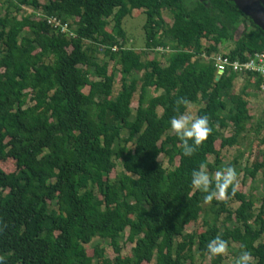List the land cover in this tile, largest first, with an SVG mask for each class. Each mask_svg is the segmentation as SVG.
<instances>
[{
	"label": "trees",
	"instance_id": "1",
	"mask_svg": "<svg viewBox=\"0 0 264 264\" xmlns=\"http://www.w3.org/2000/svg\"><path fill=\"white\" fill-rule=\"evenodd\" d=\"M0 5L6 7L0 10V256L5 264L154 259L195 264V252L207 254L216 235L228 246L239 244V252L249 249L253 264H264V196L258 212L253 195L238 186L234 195L205 203L190 182L201 163L215 180L221 148L237 143L249 129L258 135L264 130V118L253 121L249 109L259 85L247 78L235 93L237 74L227 72L216 81L214 61L203 57L221 52L229 41H234L233 59L264 52L260 26L233 0H192L191 7L185 0H0ZM24 8L32 9L30 15L20 14ZM136 10L146 15V49H173L167 65L127 46L124 20ZM51 17L67 23L73 35L49 23ZM241 23L247 26L235 39ZM102 53L121 67L122 88L115 97L116 67L110 70ZM136 71L143 78L133 112L140 81L130 77ZM149 87L162 93L146 102ZM180 98L188 103L178 106ZM200 100L205 105L197 116L207 115L212 131L185 157L168 121ZM229 128L227 136L223 131ZM260 141L264 146V134ZM162 154L178 164L166 168ZM7 158L16 161V171L1 167ZM118 161L123 171L111 180ZM232 167L239 175L240 168ZM243 170L253 180L264 171V147L262 159ZM232 201L240 203L234 211ZM201 218L206 229L188 233L187 225ZM125 236L134 244L128 257L122 255ZM95 237L108 241L116 256L107 257L100 242L91 255L87 245ZM211 257L212 264L224 259Z\"/></svg>",
	"mask_w": 264,
	"mask_h": 264
},
{
	"label": "rangeland",
	"instance_id": "2",
	"mask_svg": "<svg viewBox=\"0 0 264 264\" xmlns=\"http://www.w3.org/2000/svg\"><path fill=\"white\" fill-rule=\"evenodd\" d=\"M40 1H45V0H40ZM186 5L188 7H191V2L192 0H185ZM6 7L0 5V10L2 13L5 12ZM11 12L16 15L15 9L11 8ZM32 12V9L30 8H24L23 11L20 13L21 15H30ZM163 16L167 23L172 24L173 22V16L170 12L169 9H164L163 10ZM146 22V15L144 13V10H136L133 12L131 16H128L124 20V28L127 31V38H128V47L134 48L138 52H145L146 54L144 55V59H153L157 57L163 65L168 64V55L173 51L171 47L167 48H159L160 50H148L146 49V41H145V31H144V24ZM247 25L241 23L237 31L235 32L234 38L237 39L239 38L243 31L245 30ZM113 27V21L110 19V24L108 25L107 29L111 31ZM210 41L204 40L205 45H208ZM234 47V41H229L225 45H222L220 47V51L222 52H228L231 48ZM104 60L109 61L110 63V70L112 69L113 66H115L114 61H112L108 57H104L103 53L100 55ZM116 67V83L114 86V97L119 93V91L122 88V74L120 72V66L117 64ZM136 78L139 79V81L143 78V73L142 72H134L130 79ZM246 82L245 77H237L235 80V85H234V92L237 93L241 90V87L244 85ZM141 81L139 83V88L138 91L136 92L132 107H133V112H135L138 103H139V97L141 93ZM84 91L87 93L89 91V87H85ZM162 91H155L153 87L148 88L147 92V98L146 102H148L152 97L156 96L157 94H161ZM249 109L250 113L252 114L253 121L259 120L261 118H264V94H255L251 98H249ZM205 103L200 100L197 103H191L188 106L186 114L192 115L194 118L197 117V112L198 109L204 106ZM161 112V109H160ZM225 135L229 136L232 134L231 128L223 131ZM169 133H174L172 130H170ZM264 134V130L261 132V134H257L253 129H249L241 139L237 142L234 143L232 146H228L225 148H221V140H218L216 142L217 148H221V157H222V164L217 167V170L214 173L215 174L218 171H221L224 167L226 166H234L236 165L237 167L240 168V174L238 175V189L240 191H243L244 193L247 194H252L253 199L255 201V212H258V209L260 208L264 196V171H260L256 177L255 180H253L249 175L245 174L244 168L245 167H252L253 163L260 161L262 159V150H263V144L261 143L260 139ZM129 136V131L124 130L122 133V137L126 138ZM129 148H132L133 145L130 143L128 145ZM160 160L163 162L164 166L168 169H173L175 165L178 164V160H176L175 165H172L168 157H166L164 154L160 157ZM215 157L211 156L210 157V162L214 163ZM1 167L6 171V172H13L16 171L17 166H16V161L11 158L5 159L1 163ZM123 171V165L120 161L117 162V167L113 170V172L109 175V178L111 180H114L116 176ZM208 174H210L209 169L207 168ZM240 205L239 202L237 201H232L229 205V208L231 210H235L238 206ZM264 216V215H263ZM203 217V215H202ZM209 218V217H208ZM212 220L211 218H209ZM224 219V215H222L219 219V223H221ZM206 229V226L203 224L202 218L195 223H190L186 227V231L188 233L190 232H197L200 233ZM129 233V230L125 233L127 236ZM126 236L124 239L121 241V244L123 245V250H122V255L124 257L131 256V250L134 244L126 240ZM264 240V236L260 239V241ZM96 242H100L105 248H106V255L107 257L114 258L116 256V253L113 249L112 246L109 245L108 241L101 240L99 237H95L93 239V243L87 245L89 253L91 255H94L93 252V244ZM239 244L237 243H232L231 245L228 246V251L224 254V259L220 264H234L235 258L239 255V250H238ZM194 261L195 264H212V257L209 253L205 255H200L198 252H195L194 255ZM255 262V260L253 259ZM144 264H157L156 260L154 259L150 263H144Z\"/></svg>",
	"mask_w": 264,
	"mask_h": 264
},
{
	"label": "clouds",
	"instance_id": "3",
	"mask_svg": "<svg viewBox=\"0 0 264 264\" xmlns=\"http://www.w3.org/2000/svg\"><path fill=\"white\" fill-rule=\"evenodd\" d=\"M176 103L180 106L186 105L188 101L180 98ZM168 124L182 142L185 157H191L212 131L207 115L194 118L192 115L177 111V114L169 119ZM190 182L193 188L203 193L204 202L210 203L214 199L223 200L235 194L238 186V173L234 167L226 166L215 174V180H213L208 174L207 164L201 163L192 170ZM227 251L228 242L220 235L213 237L207 244V252L213 257L223 256ZM0 264H5L3 256H0ZM234 264H253L251 251L246 247L242 248Z\"/></svg>",
	"mask_w": 264,
	"mask_h": 264
},
{
	"label": "built area",
	"instance_id": "4",
	"mask_svg": "<svg viewBox=\"0 0 264 264\" xmlns=\"http://www.w3.org/2000/svg\"><path fill=\"white\" fill-rule=\"evenodd\" d=\"M54 27L61 29V32L73 33L69 30L67 23L57 17H51L48 20ZM206 60H213L216 68V77L219 78L227 72L237 74V77H245L253 84L259 85L255 90L257 94H264V52L245 53V58L236 57L233 59L228 52H219L214 55L203 53ZM255 89V88H254Z\"/></svg>",
	"mask_w": 264,
	"mask_h": 264
},
{
	"label": "water",
	"instance_id": "5",
	"mask_svg": "<svg viewBox=\"0 0 264 264\" xmlns=\"http://www.w3.org/2000/svg\"><path fill=\"white\" fill-rule=\"evenodd\" d=\"M238 8L264 30V0H233ZM220 78L216 77V81Z\"/></svg>",
	"mask_w": 264,
	"mask_h": 264
}]
</instances>
